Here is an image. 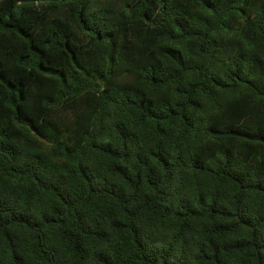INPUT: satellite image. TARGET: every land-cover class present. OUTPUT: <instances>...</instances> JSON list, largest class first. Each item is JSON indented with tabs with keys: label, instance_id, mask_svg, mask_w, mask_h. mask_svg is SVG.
Segmentation results:
<instances>
[{
	"label": "trees",
	"instance_id": "1",
	"mask_svg": "<svg viewBox=\"0 0 264 264\" xmlns=\"http://www.w3.org/2000/svg\"><path fill=\"white\" fill-rule=\"evenodd\" d=\"M0 264H264V0H0Z\"/></svg>",
	"mask_w": 264,
	"mask_h": 264
}]
</instances>
